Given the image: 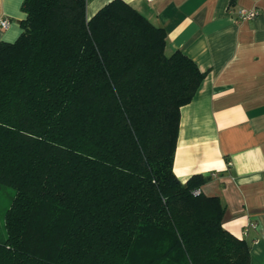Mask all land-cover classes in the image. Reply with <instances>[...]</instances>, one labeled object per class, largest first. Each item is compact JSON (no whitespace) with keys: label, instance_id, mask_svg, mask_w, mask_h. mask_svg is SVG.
I'll list each match as a JSON object with an SVG mask.
<instances>
[{"label":"trees","instance_id":"1","mask_svg":"<svg viewBox=\"0 0 264 264\" xmlns=\"http://www.w3.org/2000/svg\"><path fill=\"white\" fill-rule=\"evenodd\" d=\"M0 41V264H249L225 206L173 171L206 75L124 0H23Z\"/></svg>","mask_w":264,"mask_h":264},{"label":"crops","instance_id":"2","mask_svg":"<svg viewBox=\"0 0 264 264\" xmlns=\"http://www.w3.org/2000/svg\"><path fill=\"white\" fill-rule=\"evenodd\" d=\"M23 0H0V41L21 32ZM110 0H86L87 17ZM166 32L167 53L180 50L205 77L180 108L173 171L185 182L210 175L200 190L225 206L222 225L264 264V0H124ZM239 8L258 14L236 18Z\"/></svg>","mask_w":264,"mask_h":264},{"label":"rangeland","instance_id":"3","mask_svg":"<svg viewBox=\"0 0 264 264\" xmlns=\"http://www.w3.org/2000/svg\"><path fill=\"white\" fill-rule=\"evenodd\" d=\"M15 190L8 186L0 185V241L6 238V229L4 223V212L9 206Z\"/></svg>","mask_w":264,"mask_h":264},{"label":"built area","instance_id":"4","mask_svg":"<svg viewBox=\"0 0 264 264\" xmlns=\"http://www.w3.org/2000/svg\"><path fill=\"white\" fill-rule=\"evenodd\" d=\"M152 1V0H147ZM258 14L257 10L254 8H239L236 10V18L239 20H247L255 17ZM8 25V19L7 18H1L0 19V26L6 27Z\"/></svg>","mask_w":264,"mask_h":264}]
</instances>
